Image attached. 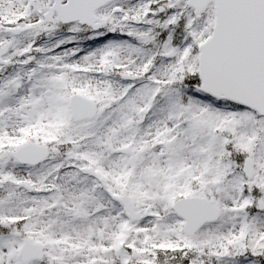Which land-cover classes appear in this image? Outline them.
Returning <instances> with one entry per match:
<instances>
[{
    "label": "snow or ice",
    "instance_id": "1",
    "mask_svg": "<svg viewBox=\"0 0 264 264\" xmlns=\"http://www.w3.org/2000/svg\"><path fill=\"white\" fill-rule=\"evenodd\" d=\"M0 264H264V0H0Z\"/></svg>",
    "mask_w": 264,
    "mask_h": 264
}]
</instances>
